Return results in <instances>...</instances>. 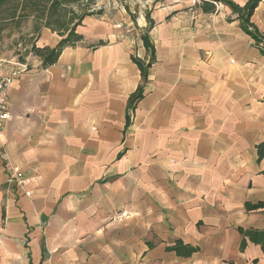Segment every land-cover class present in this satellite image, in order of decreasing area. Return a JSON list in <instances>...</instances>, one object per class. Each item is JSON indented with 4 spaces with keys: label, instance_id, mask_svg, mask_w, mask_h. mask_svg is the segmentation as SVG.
I'll return each instance as SVG.
<instances>
[{
    "label": "crops",
    "instance_id": "1",
    "mask_svg": "<svg viewBox=\"0 0 264 264\" xmlns=\"http://www.w3.org/2000/svg\"><path fill=\"white\" fill-rule=\"evenodd\" d=\"M123 3L88 13L54 65L20 63L0 137V264H264L242 233L264 232V56L222 3ZM250 22L264 34V0ZM35 34L36 48L61 39ZM143 36L155 61L131 108Z\"/></svg>",
    "mask_w": 264,
    "mask_h": 264
},
{
    "label": "trees",
    "instance_id": "2",
    "mask_svg": "<svg viewBox=\"0 0 264 264\" xmlns=\"http://www.w3.org/2000/svg\"><path fill=\"white\" fill-rule=\"evenodd\" d=\"M11 1H15L16 5L15 8L19 7V3L21 2L22 8H26V10L31 11L35 10L36 14L38 15V19L42 20V23L38 24L37 32L40 29V27L47 28L51 30L52 32L55 31L59 34L61 37L60 41L58 42L57 46H55L53 49L49 47H42V48H36L34 45L31 47L29 53L41 61L42 67H49L54 65L56 61L59 58V55L61 51L64 48H68V46H75L77 43H80L82 41V37L77 35L75 33V30L77 26H80L82 21L85 19V17L90 16V14H85L82 17L76 19L73 17H68L66 21L64 22L63 19L57 18V10L59 9L62 4L67 3H75V1H69V0H0V6L3 4H8ZM262 0H248L247 3L244 5V7H238L231 1L227 0H216L217 3H222L228 8H231L232 12L235 14L236 19L239 22V27L242 30V32L253 40V44L255 48L261 52V54L264 56V34L259 33L256 29V27L250 22V18L252 17L254 11L257 9V6ZM204 6H209V8H205V11L207 12H214L215 7L209 3H202ZM100 14V13H98ZM92 15V14H91ZM55 16V17H54ZM14 17V16H13ZM66 17V15H65ZM11 18V17H10ZM76 20V21H74ZM67 34L65 37L64 35ZM143 45L146 51V54L150 56L148 63H144L138 59H133V62L136 66V68L140 71L141 75V83L136 91L129 96V102L128 106L133 108L134 105L141 100L142 94L144 91V86L146 82L147 77V71L148 67L154 63L155 61V54L153 51L152 45L149 43V40L146 36H143ZM20 63H24V61H21ZM263 146L258 147V156L259 160L263 157ZM259 205H245L246 211L255 210L260 208ZM243 236L247 238V240L250 243H254L256 245H259L264 252V232L259 231H246L242 232ZM243 244V243H242ZM244 246V245H243ZM242 248V246H241ZM172 251L176 253V255L180 256H189L194 252V249L182 245L180 242L173 245L171 248Z\"/></svg>",
    "mask_w": 264,
    "mask_h": 264
},
{
    "label": "rangeland",
    "instance_id": "3",
    "mask_svg": "<svg viewBox=\"0 0 264 264\" xmlns=\"http://www.w3.org/2000/svg\"><path fill=\"white\" fill-rule=\"evenodd\" d=\"M88 2L87 4L84 0H77L73 4H62L57 10V18L61 17V20L64 18L65 22L72 15L76 19L85 16L95 1ZM15 5L16 2L11 1L0 6V68L19 70L21 61L31 63L32 56L29 51L35 44L33 39L39 22L35 10L28 11L27 7L22 8L21 2L19 7L15 8ZM140 36L139 34V39ZM26 67L28 68L27 65Z\"/></svg>",
    "mask_w": 264,
    "mask_h": 264
},
{
    "label": "built area",
    "instance_id": "4",
    "mask_svg": "<svg viewBox=\"0 0 264 264\" xmlns=\"http://www.w3.org/2000/svg\"><path fill=\"white\" fill-rule=\"evenodd\" d=\"M89 3V0H84ZM94 5L89 7L87 10L88 13L97 14L98 12L106 13L112 12L114 10H119L124 4L123 2L126 0H94ZM180 3L185 4L186 1L192 2L196 5H201L202 3H209L214 7L217 6L216 0H176ZM146 4L153 3L154 0H145ZM151 3V4H152ZM117 28H121L120 24L115 25ZM27 71V67L24 64H20L19 70H10V72L1 75L0 74V137L2 135V130L5 124L9 120V113H8V103H7V93L9 91V87L14 80L15 77L19 76L20 74H24ZM11 169V168H9ZM11 175L9 176L8 182L10 184L16 183L17 185L21 186L23 184V176L16 172L15 170H10Z\"/></svg>",
    "mask_w": 264,
    "mask_h": 264
}]
</instances>
